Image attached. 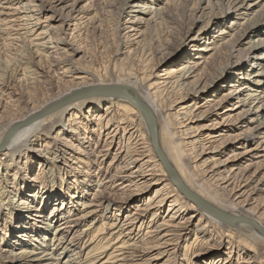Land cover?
I'll return each mask as SVG.
<instances>
[{
    "label": "bare ground",
    "instance_id": "bare-ground-1",
    "mask_svg": "<svg viewBox=\"0 0 264 264\" xmlns=\"http://www.w3.org/2000/svg\"><path fill=\"white\" fill-rule=\"evenodd\" d=\"M94 1L0 0V264H264V0Z\"/></svg>",
    "mask_w": 264,
    "mask_h": 264
},
{
    "label": "rangeland",
    "instance_id": "rangeland-1",
    "mask_svg": "<svg viewBox=\"0 0 264 264\" xmlns=\"http://www.w3.org/2000/svg\"><path fill=\"white\" fill-rule=\"evenodd\" d=\"M189 1H190V4H189L190 6H195V4L197 3V0H189ZM124 2H126V0H95L94 3L91 6L92 9L90 8V12H91L90 14H92V15L95 14L96 18H97V23H95L96 27L93 28L91 26H88L87 30H84V33H83L82 37H83V39L85 41V44L88 43L87 44L89 46L88 50L91 51V52L95 51L96 59L93 58V61H95L94 63L97 62V63H100L99 65H101V62L105 61V59H106V57L104 56L105 55L104 52L101 55L100 50H103V49L108 50L109 49L108 45H110L111 42H113L111 34L114 33V29H115V26H116V23H117V20H118L120 8L123 6ZM263 2H261L259 6L255 7V9L258 10L260 8V6L263 4ZM217 11H218V9H217ZM176 14H177V12H176ZM174 16H175L176 19H179L180 22H183L185 24L189 23V19L188 18H184L183 19V17H181L179 15V13L177 14V16L176 15H174ZM177 27H175V29ZM241 28L239 30H241ZM157 29L158 30H156V32L161 30L160 28H157ZM175 29H173V30H175ZM263 31H264V26H263ZM85 33H86V35H85ZM160 34L161 33L158 32V36H160ZM150 35L153 36L154 33L152 32V33H150ZM99 45H101V46H99ZM101 47H102V49H101ZM8 54H9L8 52H5L4 57H6V55H8ZM103 56H104L105 59L102 58ZM256 67H258V66L256 65L254 68H256ZM85 88H87V87H85ZM3 114H1L0 118L2 117ZM18 115H21V114H17L16 116H18ZM6 117H3L0 120V123L2 121H4L5 120L4 118H6ZM1 142L2 141H0V144H1ZM113 147H115V146H113ZM87 222L85 221V222H82L81 224H79V229H82V227L85 226L87 224ZM50 232L52 233L53 230L51 229ZM50 232H49L48 238H50V236H52L50 234ZM50 241H51V239L49 240V242ZM65 255L66 254H62L63 257ZM175 264H180V263H179V261H177Z\"/></svg>",
    "mask_w": 264,
    "mask_h": 264
},
{
    "label": "water",
    "instance_id": "water-1",
    "mask_svg": "<svg viewBox=\"0 0 264 264\" xmlns=\"http://www.w3.org/2000/svg\"><path fill=\"white\" fill-rule=\"evenodd\" d=\"M101 94H117V95H126L123 88L121 86L118 85H100V86H90L87 88H83L80 89L76 92H73L65 97H63L62 99L56 101L55 103L51 104L50 106H48L46 109H44L43 112H47L49 110H51L52 108L56 107L57 105H60L62 103H65L67 101L73 100L75 98H79L85 95H101ZM133 103L143 112V114L145 115L149 126H150V133H151V139H152V144L153 147L155 149V151L158 154V157L163 161V164L165 165L167 171L174 177L175 173L173 172V170L170 168V166L167 165V162L165 161L163 154L161 153V150L159 148L158 142H157V134H156V126H155V122L153 117L151 116V114L149 113L148 109L141 104L139 101L137 100H132ZM7 136H5V138L2 140L1 144H0V148L3 146V143L5 142V140L7 139ZM177 185L178 187L181 189L182 192H184L188 198H190L191 200L195 201L198 205H200L201 207H203L204 209H206L207 211H209L211 214H213L214 216H216L217 218L220 219H224L227 221L232 220V217L228 216L227 214L213 209L210 206H208V204H206L204 201H202L201 199L195 197L193 194H191L179 181H177ZM263 234H264V230L263 229H259Z\"/></svg>",
    "mask_w": 264,
    "mask_h": 264
}]
</instances>
